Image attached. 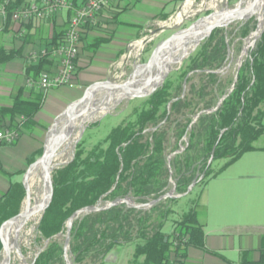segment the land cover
<instances>
[{
  "label": "trees",
  "instance_id": "obj_1",
  "mask_svg": "<svg viewBox=\"0 0 264 264\" xmlns=\"http://www.w3.org/2000/svg\"><path fill=\"white\" fill-rule=\"evenodd\" d=\"M76 1L72 0L75 6L81 5ZM3 2L8 19L14 11L30 4V0ZM248 29V25L240 29V34L247 35ZM65 31L54 36L51 43H60ZM227 39L224 28H215L189 57L183 82L173 87L167 80L146 98L147 107L139 110L134 119L122 121L89 149L80 142L73 160L54 171L53 199L39 223L42 237L51 240L33 264H66L64 243L57 237L78 209L94 205L101 198L113 201L130 196L137 203H147L168 192L171 178L177 193H186L194 181L202 191L210 179L255 148L254 142L264 133V31L242 63L234 90L217 110L202 113L188 130L194 117L215 108L234 82L236 71H221L229 53ZM11 56V51L0 49V63ZM52 64V59L43 57L36 65L28 66L27 72H33L37 79ZM188 74L186 83L190 85L182 96ZM195 78L199 84L193 81ZM43 97V93L32 99L17 95L11 106L0 107V128L6 117L10 127L20 128L21 117L25 118L23 125L33 123ZM171 138L175 139L173 150H169ZM181 146L185 149L171 159V175L168 157ZM220 160H224L223 164L215 168L214 163ZM24 196L23 183L16 182L0 197V226L20 212ZM172 199L175 198L162 200L149 209L121 203L76 219L71 229L72 255L76 261L91 257L103 264L110 252L135 243L134 264H168L172 251L204 247L205 232L196 208L174 221L172 233L165 231L171 213L168 202ZM10 228L11 225L5 231L6 241ZM254 264H264V249Z\"/></svg>",
  "mask_w": 264,
  "mask_h": 264
},
{
  "label": "crops",
  "instance_id": "obj_2",
  "mask_svg": "<svg viewBox=\"0 0 264 264\" xmlns=\"http://www.w3.org/2000/svg\"><path fill=\"white\" fill-rule=\"evenodd\" d=\"M3 1L0 49L11 51L12 56L0 63V107L11 106L17 95L32 99L43 93L44 97L34 122L23 125L25 118L21 117L20 137L0 145V197L13 183H23L26 170L42 155L52 125L85 87L111 78L115 66L125 62L129 49L140 47L141 40L164 20L162 17H169L181 0H119L104 9L96 25L83 27L71 83L46 92L38 87L40 76L35 79L27 67L48 57L53 60L48 72L54 73L58 59L51 55L39 58L38 54L54 45L52 38L67 29L73 11L64 9L46 19H8ZM44 1L30 0L40 5ZM7 126L9 117L3 127ZM254 146L201 191L197 212L205 232L204 247L188 246L182 250L184 254L172 251L168 264H254L260 259L264 249V133ZM173 229L174 225L166 231L172 233Z\"/></svg>",
  "mask_w": 264,
  "mask_h": 264
},
{
  "label": "water",
  "instance_id": "obj_3",
  "mask_svg": "<svg viewBox=\"0 0 264 264\" xmlns=\"http://www.w3.org/2000/svg\"><path fill=\"white\" fill-rule=\"evenodd\" d=\"M240 3H241V1L238 2L236 4V6L233 8L221 9V10L214 11L208 15H205V16L199 18L190 27L176 31V32L172 33L171 35L167 36L166 38H164L163 40H161L156 45V47L154 48V50H153L150 58L148 59V61L146 63L137 64L133 73L124 82L116 83L115 82L116 78H109L108 80L96 82V83H93V84L85 87V89L82 92V94L80 95V97L76 101L71 103L66 108V110L62 113V115L56 120V122L52 125L51 129L49 130L48 137L46 139V145L44 147V151H43L42 155L35 162H33L25 172L24 186L26 187V190H27L26 180L29 176L30 171L32 169H35L36 167H38L45 160H47V162H48L49 167L47 168L46 175H45V184L48 188V191H47V194L45 195V197H44V199H43L42 203L40 204L37 211H39L43 214L53 199V195H54L53 172L56 169H59L60 167L65 166L74 158V155H73V157L69 161L61 163L59 165L53 163L54 157L58 154L59 149L61 148V145L64 142V140H66L68 137H70L72 135V133L74 131V126H73L74 122L77 121L80 117L84 116L90 110V108H89L90 98L93 97V95L97 93V90H105L106 95L102 101L103 105H100V104L93 105L94 106L93 107L94 113L95 114L97 113V115H98L95 119H97L98 117H102L105 114H107L108 112H110L116 106V104L123 99H134V98L145 97V96L151 95L164 82V79H165L166 75L169 73V71L173 69V68H171V69H168L167 71L163 70L162 62H163L164 58L171 56L173 54L174 49L177 48L178 44L182 43L184 38H186L190 33H192L194 31V27L203 24L208 19L212 18L213 15H218V19L213 24L209 25L208 27L204 28L201 31L203 36L199 40L197 46L200 44V42L204 38L208 37L213 32V30L215 28L225 26L228 24V22L241 20V19L235 18V15H236V12L238 11V6L240 5ZM261 13H262L263 20H264V5H263ZM174 26H176V24L175 25H166L165 24V25L160 26L159 28L152 30L150 32V35H148L147 37H145L142 40V45L145 46L147 43H149L151 40H153L156 36H158L161 32L167 31L168 29H170ZM263 31H264V24H263L262 29L259 32L257 39H259L261 37ZM254 33H255V31L251 34L250 38L252 37V35ZM255 41H253V43L250 46H252L255 43ZM243 53H244V49L242 52V56L247 54V53H245V54H243ZM242 56L238 60V66H237V70L235 73V79H234V82H233L231 88L229 89L228 93H226L225 95H223L220 98V100L218 101L215 108L199 112L194 117L191 124L189 125L188 130L191 129L192 124L198 119V117L202 113L213 112V111L217 110L221 106L223 100L234 90V87H235V84H236L237 78H238L239 69L241 68L242 63L244 62V59ZM184 58L185 57L181 58L180 63L184 60ZM155 66H157L158 69H157L156 73L154 74V72L152 70H153V67H155ZM144 70L149 72L147 77H145V80H144V78L137 79L136 77L138 76V74L140 72H144ZM221 71H224V70L222 69ZM189 76H190V74L187 75V77L184 81V85H183L184 91H183L182 96H184V94L186 92V84H187L186 81H187V78ZM152 81H154V85L151 89H148L147 87H148V85L151 84ZM92 102L93 101H91V103ZM94 120H92V121H94ZM87 124L83 125L82 128L80 129L79 137L74 142V147L76 146L77 142L82 138L83 133L87 127ZM53 133H56L57 137H56V143L50 152L49 140H50V137L52 136ZM184 140L187 143L188 137L185 136ZM184 149H185V146H181V148L179 150H177L174 153L169 155L168 165L170 168V174L171 175L173 173V171L171 169V165H170L171 159L174 155L182 152ZM211 161H212V157L209 160V163ZM201 179H202V177H200L199 180H201ZM170 183L173 184V188L171 190L166 192L164 195L160 196L158 199L151 200L147 203H137L130 196H127L125 198H118V199H115L113 201H104L103 198H101L96 204L89 205V206L80 208L77 211H75L68 218V220L66 222V232H65L66 238H65V242H64V259H65L66 264H72V260L70 258V254H72L71 250H70L71 229H72L73 223L76 219L82 218L83 216H85L87 214L98 212L100 210H103V209H106V208L111 207L113 205H117V204H121V203H126L129 207H136L138 209H149L152 206H154L155 204H157L160 201L165 200L167 198H177V197L185 196L196 185V181H194L190 185V187L188 188V191L186 193L180 194V193H177L176 183L172 178L170 179ZM27 195H28V190H27ZM27 195H26V197H27ZM24 214H25L24 211L20 210V212L18 214L14 215L10 219L6 220L0 226V239L2 242L3 250H7V245H6L5 238H4V228L6 226L18 221L21 217L24 216ZM62 233H63V231H61L58 234V236ZM50 240H51V238L46 239L45 247L43 249H41L36 254L35 259L38 257L40 252L47 247ZM166 240H167V238H166ZM22 256H23V254H22ZM117 257H118L117 250H114V251L110 252L105 257V262H116ZM35 259L32 261L31 264H33L35 262ZM11 261H12V255L10 254V252H8L6 255L5 264H11ZM23 261L26 262L24 259V256H23Z\"/></svg>",
  "mask_w": 264,
  "mask_h": 264
},
{
  "label": "rangeland",
  "instance_id": "obj_4",
  "mask_svg": "<svg viewBox=\"0 0 264 264\" xmlns=\"http://www.w3.org/2000/svg\"><path fill=\"white\" fill-rule=\"evenodd\" d=\"M1 1L2 0H0V3ZM187 1L188 0L179 1L180 8L178 9L179 7L178 5L175 11L169 17H167V19H164L163 21L158 22L156 26L154 27V29L159 28L160 26L165 25L166 23H167L166 25L176 24V26L168 29L167 31L161 32L153 40H151L149 43L143 46V48L142 46H140L137 48L131 47L129 49L125 57V60H124L125 62H123L120 65H116L114 70L112 71L111 78H116L115 79L116 83L124 82L133 73L137 64L146 63L148 59L150 58L156 45L161 40L166 38L167 36L171 35L172 33L176 31L190 27L199 18L205 15H208L214 11L233 8L241 0H193V7L191 9L193 13L187 15L186 17L182 19V21L176 23L174 19L177 17L178 15L177 13L183 11V8ZM259 22L260 20L257 17L253 16L249 19H241V20L232 21V22H229L227 25L222 26V28L225 29L226 34H228L227 41L229 43V53H228V57L226 60L225 68L223 69L225 73L228 71L235 72L237 70L238 60L242 56L243 49L244 47H246L247 43L249 42V39H251L250 38L251 34L254 31H256ZM247 25L249 27L248 29L249 31H248V34L244 36L240 34V31H241L240 29L245 28ZM255 35L253 37L254 41L257 39L259 32H257ZM208 37L204 38L200 42V44L188 56L184 58V60L181 63L176 64L173 67V69L169 71V73L166 75L164 79V82L160 85L159 88L163 87L167 80L171 81L173 87L183 82V75L187 69L189 57L195 54V52L198 50L201 43L204 40H206ZM258 40L259 39H257L255 43L252 46H250L247 54L242 56L244 60L249 56L250 52L255 48V45L258 42ZM157 69H158L157 66L153 67L152 71L154 72V74L156 73ZM148 74L149 72L144 70V72H140L136 78L137 79L145 78L147 77ZM193 81H195L197 84L200 83L198 78H195ZM189 85L190 83L186 84V91L188 90ZM105 92H106L105 90H97L96 97H95L96 104H100L103 101L106 95ZM149 96L139 97V98H134V99H123L119 101L110 112H108L102 117H98L92 122H89L83 133L82 138L77 142L75 147H72L70 149L69 160L73 157V155H75L76 148L80 142L84 144L86 149H89L93 145L101 142L105 137H107V135L111 132V130L114 127H116L118 124H120L122 121H125L128 119H134L135 114H137L139 110H142L143 108L147 107L146 98ZM72 137H76L75 138V141H76V139L79 137V132L76 130L73 133ZM174 147H175V139L171 138L169 142V150H173ZM223 162L224 160L215 162L214 167L218 168L219 166L223 164ZM23 185H24V180H23ZM195 186L193 187L195 189L191 194L169 200L168 206L171 209V213L168 216L167 222L165 224V231L170 230L171 227L174 225V221L179 219L184 213H187L194 208L197 209V206L200 203L198 196L201 191V188L200 186H196V187ZM24 188H25V196L22 202L21 210H23L26 195H27L26 187L24 186ZM172 188H173V184L171 183L169 190H171ZM43 214L41 213L40 216L38 217L37 227L34 233L32 234L33 236L32 235L30 236L29 241H23L21 243V252L26 262L17 259L15 253H12L11 264H25V263L31 264L32 261L35 259L36 254L45 247L46 240L42 237L39 231V223L41 221ZM201 214L204 215V211H201ZM65 232H66V229L63 231L62 234H60L57 237L58 241H60L61 243L65 242V238H66ZM3 252L4 250L2 248L0 251V260L2 259ZM134 252H135V243L125 245L123 247H119L117 249V253H118L117 261L116 262H104L103 264H134L132 262L133 257H134ZM70 258L72 260V264H100V261H95L91 257H87L82 261H76L74 256L70 254Z\"/></svg>",
  "mask_w": 264,
  "mask_h": 264
},
{
  "label": "bare ground",
  "instance_id": "obj_5",
  "mask_svg": "<svg viewBox=\"0 0 264 264\" xmlns=\"http://www.w3.org/2000/svg\"><path fill=\"white\" fill-rule=\"evenodd\" d=\"M263 5H264V0H241L240 5L238 6V11L236 12V15H235L236 19H249L255 16L260 20L255 33L252 35L251 39H249V42L244 48L243 54L248 52L251 43L254 41V38H253L254 35L257 32H260V30L263 27L264 20H263V16L261 13ZM192 7H193V0H188L183 8V11L177 13L178 15L174 19V21L176 23L180 22L182 21L184 17H186L189 14H192L193 13V11L191 10ZM217 19H218V15H213L212 18L208 19L203 24L194 27V31L190 33L186 38H184L182 43L178 44L177 48L174 49L173 54L171 56L164 58L162 62L163 70L167 71L168 69L173 68L176 64L180 63V60L182 57L188 56L197 46L199 40L202 38L203 34L201 31L204 28L208 27L209 25L213 24ZM153 85H154V81H152L151 84L148 85L147 88L151 89ZM95 97H96V94H94L93 97L90 98V101H89L90 110L84 116L80 117L77 121L74 122L73 133L76 130L80 132V129L82 128L83 125L91 122L98 116L97 113L96 114L94 113V109H93L94 107L93 105L96 104ZM91 101L93 102L91 103ZM100 105H103V103L101 102ZM73 133L70 137H68L62 143L58 154L54 157V160H53L54 164L59 165L61 163L69 161V158H70L69 152H70V149L74 147V142L76 138V137H72ZM56 137H57L56 133H53L52 136L50 137V140H49L50 152L56 143ZM48 167H49L48 162L47 160H45L38 167H36L35 169H32L29 173V176L26 180L28 195L25 199V203L23 207V211L25 214L18 221L10 224L11 228L8 233L7 241L5 239L7 250H4L2 259L0 260V264H5L6 255L8 252H10L11 255L12 253H15L16 258L23 261V256L21 252V243L23 241H29L30 236L34 233L37 227L38 217L41 214V212L37 210L48 191V188L45 184V175H46V170ZM8 226L4 228V238H5V231L7 230Z\"/></svg>",
  "mask_w": 264,
  "mask_h": 264
},
{
  "label": "built area",
  "instance_id": "obj_6",
  "mask_svg": "<svg viewBox=\"0 0 264 264\" xmlns=\"http://www.w3.org/2000/svg\"><path fill=\"white\" fill-rule=\"evenodd\" d=\"M117 1L119 0H86L83 4L75 6L72 0H46L42 5L37 2H30L29 5L19 8L13 13L15 19L22 17L46 19L64 9L73 11L63 40L57 45L42 49L38 54L39 58L51 55L58 59L54 73L44 72L40 75L37 83L41 90L46 92L51 88L71 83L77 69L84 25L88 23L96 25L99 14ZM2 8L5 11V7ZM141 46L143 48L142 42ZM19 137L20 128L10 126L0 128V145L11 144ZM184 240L186 241L187 238H184ZM175 244H178V240L175 241Z\"/></svg>",
  "mask_w": 264,
  "mask_h": 264
}]
</instances>
